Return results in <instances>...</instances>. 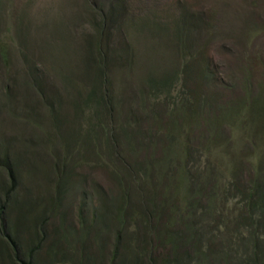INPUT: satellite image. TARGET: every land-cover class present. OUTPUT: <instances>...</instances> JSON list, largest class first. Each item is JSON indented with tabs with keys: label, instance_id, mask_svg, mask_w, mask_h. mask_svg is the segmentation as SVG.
Masks as SVG:
<instances>
[{
	"label": "trees",
	"instance_id": "obj_1",
	"mask_svg": "<svg viewBox=\"0 0 264 264\" xmlns=\"http://www.w3.org/2000/svg\"><path fill=\"white\" fill-rule=\"evenodd\" d=\"M126 1L88 0V5H83L89 14L80 18L87 29L77 41L81 85L74 90L70 75L62 73L45 55L44 59L26 56L16 47L9 19L0 24V75L6 74L0 76V98H12L25 120L31 114L39 116V121L30 122L41 128L43 142H50L51 134L57 135L54 144L63 154L77 148L83 161L89 155L105 169L112 183L109 190L95 183L91 193L95 204H87V194L80 197L77 228L60 216L59 224L52 228L58 236L50 240L44 226L68 187V173L61 165L55 169L57 180L51 181L53 197L47 204L34 199V207L38 205L43 211L38 223L24 215L25 233L20 235L21 225L10 223L8 217L17 210L16 162L0 142V263L6 264L2 252L8 257L11 248L14 264H91L98 259L106 264H264V155L257 156L255 174L246 182L236 179L240 162L238 166L231 164L228 175L219 177L220 169L208 160V147L216 144L213 134L218 119L234 114V108L240 117L235 121L247 115L249 120L257 110L256 121L264 116L263 102L259 99L257 103L253 97L248 111L242 110L239 102L237 106L226 104L218 115L208 113L209 101L197 83L207 79L211 70L209 63L199 60L197 37L209 26V17L181 5L168 21L128 16ZM0 5V14L5 17L9 11L14 13L12 1L0 0ZM159 47L173 50L177 60L158 64L154 52ZM41 60L50 61L49 70H42ZM137 69L138 77V71L133 73ZM45 73L52 75L72 108L66 115L70 127L63 133L65 119L58 113L59 97L45 88ZM130 76H135L132 98L137 102L135 109L122 116L115 98V80L121 83ZM34 82L45 87L33 90ZM16 87L22 88L19 97L14 93ZM156 103L163 105L167 120L152 116L148 123L158 128H139L135 112L148 113ZM129 124L135 126L128 130ZM196 125L207 128L209 134H200L204 146L191 148L188 134ZM161 129L167 135L165 145L155 135ZM140 135L150 136V145L158 139L169 157L156 159L151 152L143 158L137 156ZM88 239L94 244L93 251L86 245ZM159 244L166 248L164 256L159 255ZM166 244L170 247H164ZM42 250L44 262L37 259Z\"/></svg>",
	"mask_w": 264,
	"mask_h": 264
},
{
	"label": "rangeland",
	"instance_id": "obj_2",
	"mask_svg": "<svg viewBox=\"0 0 264 264\" xmlns=\"http://www.w3.org/2000/svg\"><path fill=\"white\" fill-rule=\"evenodd\" d=\"M11 1L14 13L11 14L9 11V16L6 17L4 14H0V24L4 25L7 19L10 24L12 23L14 41L18 43L16 47L22 49V53L26 56L32 54L34 58L44 59L45 55L53 64L58 65L62 73L70 75L73 87L71 90L78 89L81 85L78 78L81 69L76 58L77 41L87 29V25L80 18L89 14V8H83V5H88V0ZM180 5L186 6L188 11L209 17V26L202 30L197 37L198 45H200L199 60L202 64L209 63L211 70L207 79H203L201 82L199 80L197 83L199 92L209 101L208 113L218 115L221 112L220 109L226 104L237 106L239 102L242 103L239 106L245 111L248 107L252 108L251 99L253 97L257 98V103L263 102L261 107L264 109V0H127L126 10L128 16H154L160 17L162 21H168L178 14ZM20 12L22 14L19 17L17 14ZM22 43H26V45L23 46ZM154 53L158 57L156 58L158 64L165 65L177 60L175 52L171 49L159 47ZM41 61L42 70H49L50 61ZM136 71L138 72L136 73ZM120 72L122 73V71ZM133 73H136L138 77L140 69ZM5 75L1 73L0 76L4 77ZM42 77L46 87L44 84L34 82L32 88L35 90V88L45 87L58 94V113L65 119L61 126L63 133L70 127L66 115L71 112L72 108L66 102L64 92L52 75L45 73ZM134 77H127L121 83L118 79L115 80V98L122 116H125L126 110L129 111L136 107V98H132L136 92ZM14 90L16 97L22 94L21 87H16ZM13 102L12 98H0V142L5 144L8 152L11 153V158L16 162L14 169L17 173V188L19 189L18 196L15 198L17 210L8 214V217L10 223L21 225L19 227L20 235L25 233V224L21 222V220L25 222L24 215L26 218H30L28 221L34 219L38 223L43 211H39L38 205H36L37 208L34 207V199H40L41 201H37V203L44 204L53 197L51 181L55 183L58 178L55 169L65 165V172L68 173V187L61 197L59 207L49 213L51 216L44 226L47 238L55 240L58 235L56 232L54 234L52 228L59 224L60 216L63 217V222L77 228L80 197L87 194L91 201L87 204L93 205L95 196L91 193L94 184L100 183L106 190H109L112 188V183L105 169L98 165V162L89 158V155H85L87 159L83 161L77 155L82 151L77 148L63 154L61 148L54 144L59 139L57 135L52 136L51 134L50 142L53 145L50 142H43L40 135L41 128L30 122L39 121V116L31 114L28 117L29 120H25ZM162 106L160 103H156L148 113L141 112L138 115L135 112L139 117L138 127L142 129L150 127L151 130L158 128L157 124L151 126L148 123V118L160 115L162 121H166L167 117ZM231 110L234 114L229 116L225 114L221 116V119H218L219 126H216V135L213 134L216 144L211 147L207 146L211 151L208 160L214 164L215 168L220 169L219 177L224 174L228 175L227 169L230 165L234 163L238 166L240 162V170L236 174V179L246 182L255 174L254 167L257 156L263 158L264 155V116L254 121L257 117V110H255L253 113L255 117L250 116L248 120L247 115L243 120L237 122L235 119L239 116L235 115L234 108ZM263 113L264 110L261 115H264ZM134 126L135 124H129L127 129ZM189 132L187 145L191 148L198 144L204 146V137L209 134L207 128L202 129L200 125H196L193 126V129L190 127ZM200 134L204 137L201 138ZM155 135L161 139L164 145L167 144L164 142L167 140L164 130H158ZM139 137L141 140L137 156L143 158V155L151 152L150 156L156 159L169 157L168 150H163L158 139H155L156 141H153L151 146L149 144L150 136L140 135ZM179 139L180 136L176 135V140ZM68 143H71V139L68 140ZM201 146L198 148L203 150ZM236 169L238 170L237 167ZM1 176L0 170V182ZM26 208L27 211L23 212ZM83 211H86V208ZM58 243L61 244V241L57 240ZM86 245L93 251L94 244L91 239L87 240ZM164 247L170 246L166 244ZM25 249L27 248L23 250ZM157 250L160 256L166 254V248H161L160 244ZM7 251L8 257H5V252H2L6 264H14L13 250L8 248ZM37 255L40 262L46 260L43 250ZM90 263L106 264L104 259Z\"/></svg>",
	"mask_w": 264,
	"mask_h": 264
}]
</instances>
